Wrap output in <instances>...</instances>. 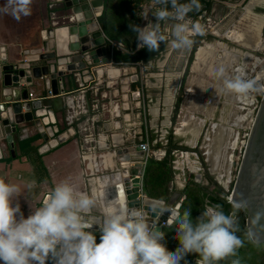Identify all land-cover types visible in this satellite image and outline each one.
I'll use <instances>...</instances> for the list:
<instances>
[{"label":"clouds","instance_id":"9594fccd","mask_svg":"<svg viewBox=\"0 0 264 264\" xmlns=\"http://www.w3.org/2000/svg\"><path fill=\"white\" fill-rule=\"evenodd\" d=\"M31 4L32 0H5L0 13L19 21L31 14ZM151 5L155 10L144 12L141 17L146 26L128 24L135 34L137 50L158 52L163 42L182 54L193 47L195 37L204 35V25L189 16L199 11V0H151ZM150 14L155 17V23L149 19ZM163 24L170 25V38L164 34ZM234 71L228 77L223 67L215 70L213 76L220 85L214 89L217 97L246 101L253 94H264V83L248 78L244 65ZM35 185L36 181L31 180L26 186L31 190ZM19 192L17 185L0 179L2 264H47L50 259L53 264H188L189 254L198 257L196 264H220L237 257L245 239L250 243L260 242L251 227L244 233V239L237 235L240 231L237 215L245 206L239 202L232 203L227 214L221 205L206 204L193 220L190 210L181 215L162 200L142 209L109 199L102 213L93 216L90 214L97 208V201L63 181L52 189L42 206L24 218L20 205L12 206ZM165 213L170 214L171 223L178 225L175 239L179 244L173 252L161 243L164 233L149 223L150 216L162 217ZM94 225L100 232L99 244L89 231ZM231 264L240 262L231 259Z\"/></svg>","mask_w":264,"mask_h":264},{"label":"water","instance_id":"95a60500","mask_svg":"<svg viewBox=\"0 0 264 264\" xmlns=\"http://www.w3.org/2000/svg\"><path fill=\"white\" fill-rule=\"evenodd\" d=\"M105 5L106 0H45L47 24L40 26L33 36L25 40V46L10 56L4 47H0V148L1 145L7 147L11 157L13 136L26 131H33L40 139L39 155L73 135L72 127L62 131L64 125L58 123L56 115L64 120L67 107L73 106L76 98L81 97L88 110L93 90H107L112 86L113 95L119 93L120 98L125 99L130 85L138 82L133 75L129 80H122L124 87H114L128 67L112 61L110 44L99 22ZM59 30L61 33H57ZM113 73L115 75L111 76ZM70 86L75 90L68 91ZM111 94L109 91V96ZM130 97L138 101L137 93L132 92ZM115 118L118 119L114 123L115 130L123 129L122 122L123 127L128 128V114L116 113ZM105 155L112 156L109 171L97 178V187L95 185L97 193L98 185H102V195H99L101 206L106 200L115 199L129 207L143 209L156 201L146 198L139 189L143 154L135 139H123L116 144L110 139L101 156ZM101 162L104 166V159ZM182 199L178 193H172L163 202L178 211ZM227 202L245 205L242 208L245 212L244 228L246 231L253 228L260 237V242L253 244L264 243V94H261L249 127ZM169 215L150 216L149 223L161 231V221L165 227L172 224L166 217ZM89 231L99 244L98 226L94 225ZM47 264H53L51 259Z\"/></svg>","mask_w":264,"mask_h":264},{"label":"rangeland","instance_id":"374dc122","mask_svg":"<svg viewBox=\"0 0 264 264\" xmlns=\"http://www.w3.org/2000/svg\"><path fill=\"white\" fill-rule=\"evenodd\" d=\"M149 3L150 2L146 0H142V2L137 6L135 10L136 15L139 17V23H138L139 26L140 25L143 26V24L145 23V20H143L141 17L144 12H147L146 9ZM243 4H244V0L212 1L209 13L207 15L201 14L199 17H197L196 20H194L204 25L205 33L203 36H209L210 39L200 40L196 45L194 51H192L191 48L190 50L182 54L177 53L175 50L171 48V46L167 50V46L170 45L168 44L165 47L164 53L153 64H149V63L145 65L138 64L137 69H135V71L132 68L130 69L129 67L126 68V70L123 72V74L120 75L119 79L117 80V85L114 86L115 88L120 89V87L125 86L122 83V80L124 78L129 80L131 76L136 75L138 82L136 84L130 85L129 92L126 93V98L125 99L120 98V94L118 93V95L112 97L110 101L113 100L116 101L117 105H119L122 109V114H128L130 120L132 119L131 123L135 122V126L137 127L140 124V128L143 126V116L142 113L140 112L141 111L140 108L143 104L144 121L147 128L146 129L147 137L149 135L150 130H152V134H153V140L151 143H149L150 151L152 150L151 147L154 145L155 142L160 143L162 145L165 144L164 138L169 131H171L173 142H175L179 147H187L184 143L186 141H189L190 139V136L188 134L183 135L182 138L174 135L175 132L174 129L175 127H177L179 122L180 105L187 100L190 102L194 101L192 96H189V93L186 94L184 89L186 88L190 80H197V82L194 81L189 86H187L188 91L195 92V89L197 87L199 91L207 89L206 92H202L201 94L198 93L196 94L199 96V98H197L195 102L197 103L199 102V100H201L202 102L209 104L208 99L213 100L208 110L205 109L201 113H195L193 112V110L191 112V117L193 119L202 122L201 127L199 129V135L196 138L193 147L191 148L187 147L188 149H191V151L194 152H188V151L171 152V156L173 159L171 162V169L174 174L172 175V180L174 178L176 182H180L179 180H182L183 178H188V175H191L192 181L199 183L201 185H205V186L208 185V183L204 180V174L205 173L207 175L209 174L207 172L208 170L207 165L205 164V162H202L205 161L203 145H205L207 141L208 144L205 147L213 144V142L214 143L216 142L218 136H216V139L212 141H210L209 139H211L212 137V131H214L213 127H217L218 130L216 134L217 135L220 134L221 137L220 143H221V153H222V158L220 161V165H221L220 173L222 177L219 180L220 183L215 180V177L211 175L209 176L211 177V182L219 186L223 190V192H229L231 189L235 177V173L238 168V164L245 145L248 130L253 120V116L257 109L259 100L261 98V94L259 95L253 94V96L248 100V102H250L248 104L243 101H237L235 97H225V96L217 97L214 89L219 87L220 85L213 78L214 77L213 75H209V73H207L206 69L208 67V72L211 71L212 74H214L215 70H217L222 66L225 69V75L231 77L235 74L234 70L237 67L244 65L246 67L248 78H250L252 75L253 78L258 79L260 83H264V74H261L264 65L261 67L258 76L256 73L257 71L251 73V69L253 65L256 64L257 62L259 63L260 62L259 59H264V49L261 51L260 54H257V52L254 53L251 52L252 50L249 51L245 48H242L239 44L233 42L232 40H229L231 41L229 42L222 36L219 35H217L219 37L215 36L216 30L222 28L229 21L231 17H234V14L235 13L237 14V12L240 10L239 8H242L244 6ZM37 6L38 5L36 4V7ZM36 7H35V11H36ZM44 10L45 9L43 5V0H41V3L39 4L40 26H43L46 22V12ZM36 17L37 16L35 15L34 17L35 22L37 20ZM236 19H238L239 23L237 24L233 23L228 28H231L234 26V24H236V28L240 32H244V31L246 32L249 30L251 25L250 23H244V22L241 23L237 16ZM31 22H32V17L30 15L29 21L27 20L26 23V28H28V23L30 24ZM163 31L164 34L166 36H169L170 38V31H171L170 25L167 24V26H164ZM263 39L264 37H262V40ZM199 49H203L202 50L203 60L205 62L203 61L197 63V61H195L194 58V64L192 65V72L199 74L198 76H196V75H192L190 71V66L193 61L194 52L196 51L197 53ZM260 50H256V51H260ZM251 55L252 56L258 55L259 59L256 60ZM152 75L155 77H153ZM139 83H141L143 89L142 94L140 92L135 91V86H138ZM167 85H170L168 86L170 87V89L167 91V94H169V96L166 94V98H167L166 100L168 102V99L172 98V102L169 107L168 124L163 125L162 122L165 120L164 112L166 110V106L161 105V99L163 97L164 90ZM102 90L105 89L103 88ZM212 90L214 93V97L209 96ZM132 92L138 94V101H133L131 99L130 94ZM170 94H172L171 98H170ZM97 97H99V95H97ZM177 97L180 98V102L177 111L173 115V106L175 99ZM104 101L107 102L106 98ZM155 102H158V106L155 107L158 110L157 111L158 116L156 118L155 123H153V128H152V126L149 123L150 118L148 116V110L150 109V107L154 105ZM199 105L196 106V109L201 110V107L204 105L201 104ZM190 107L191 104L188 102H185L183 104L182 108H185L186 110L185 109L184 111L182 110V113L184 115L182 117V122L184 119H188L189 121L190 116L188 115L187 111L188 109H190ZM107 117L108 114L106 113L105 117L102 118L101 121L107 120ZM230 125H233L234 127H231ZM226 128H227L228 136L225 133ZM78 136H80V134ZM225 139H226V144H225V148L223 149ZM152 151L156 152L155 149H153ZM189 154H191V156H189ZM184 158L185 161H188L189 159V162H193V161L197 162L196 167L200 171H198L197 174L188 172L186 164L184 162ZM175 162H177L178 168L175 166L174 164ZM202 163H204L205 166H203ZM224 163L226 165L228 164V168H226V166L224 167ZM222 168L226 170V175L224 174ZM196 176H200V177L196 178ZM222 185H225V187ZM209 187H212V185L209 184ZM241 212L244 217L245 216L244 210L242 209Z\"/></svg>","mask_w":264,"mask_h":264},{"label":"crops","instance_id":"0c3cea01","mask_svg":"<svg viewBox=\"0 0 264 264\" xmlns=\"http://www.w3.org/2000/svg\"><path fill=\"white\" fill-rule=\"evenodd\" d=\"M110 2L113 6L115 0H110ZM246 2L247 1L245 0L243 5H245ZM256 2L253 3L252 5H249L250 6L249 10H251L252 7L255 6ZM4 3H5V0H0V7H2ZM40 3H41V0H32L31 14H30L32 17V22L30 24L28 23V28H26V23H27V20L29 21L30 15H28L27 17H22L19 21H17L13 19L11 15L0 13V47H4L5 52L8 56L12 55L17 50L22 49L25 46V40L33 36V34L36 33L40 29V23H39L40 22L39 20V4ZM36 4L38 5L37 7H36ZM43 5L45 9V0H43ZM35 7H36V11H35ZM103 9H104V6H103ZM35 15L37 16L36 22L34 18ZM107 18L108 17L105 18L106 29L110 28V23ZM149 19L153 23L156 22L155 17L151 16V14L149 15ZM237 23H239L238 19H237ZM146 24L147 22L145 21L143 26L141 25L140 26L144 27L146 26ZM164 26H167V24H163L162 28ZM100 28H101V31L104 37L109 42L115 44L114 48L111 49V52H114V53L128 52V50L124 48L122 43H117V42L112 41L105 34L103 28L102 27ZM129 47L133 48V50H137L136 40H134L129 45ZM194 58H195V55H194ZM194 58L190 66V71L192 75L198 76L199 75L198 73L196 74L192 72V65L194 64ZM127 67H133V65L127 66ZM194 81L197 82V80H190L187 86H189ZM198 81H201V80H198ZM168 86L170 85L166 86L163 97L161 99V105L166 106V110L164 112L165 120L162 122L163 125L168 124L169 107L172 102V98H171L172 94H170L171 99H168V102L166 100L167 91L170 89V87ZM187 86L184 90L186 94L189 93V96H192L194 100L192 102L188 100L185 101L191 104L190 109H188L187 111L188 115L190 116L189 125L187 127L182 128V117L184 116L182 113V110L184 111V108L182 107H183V104L185 103L183 102L179 108V122H178L177 127H175L174 129L175 131L174 135L182 138L183 135L188 134L190 136V139L189 141H186L184 144L188 148H191L193 147V144L199 135V129L202 124V122L198 120L196 121L195 119L191 117V112L193 110V112L195 113H201L205 109L208 110L213 100L208 99L209 104L204 103L201 100H199V102L196 103L195 101L197 100V98H199V96L196 94L197 93L201 94L202 92H206V91H199L197 87L195 89V92H190L188 91ZM68 89H69L68 91L75 90L73 86L68 87ZM109 91H111L112 93L111 96H109ZM96 93H95L96 95H99L97 99L100 105L99 106L100 109H98L96 112L89 111L87 113L88 110L85 108L82 98L79 97L74 100L72 104L73 106L67 107L64 113V120H60L61 116L59 114L56 115L58 123L61 125H64L62 131H65L67 128L72 127L73 135H69L65 141L58 144L53 149H50L47 152L39 155L35 148L40 145V139L36 138L35 140L28 143L30 139L27 140L25 138V133H21L15 137L13 136V148H12L13 157H11L7 147H5L4 145H1V148H0V155H1L0 179H3L5 183L17 185L19 187L20 189V192L18 194L19 196L14 197L12 206L15 207V205L18 203L20 205V209H21V212L23 213L24 218H27L31 214V211H35L37 208L42 206L43 198L46 195L50 194L52 189L57 184L63 181H67L68 183L72 184L77 189L78 192L88 194L97 201V208L94 209L93 213H91L90 215L99 216V214L102 213L100 212V208L104 206V204L101 206V203H100L101 196H99V195H102L101 194L102 185L101 184L98 185V187L100 188L98 193L96 192L95 185H96V179L99 178L100 176L105 175L107 171H109L108 170L109 160H110L109 158L111 157L110 155H105L104 157L101 155L103 154L105 150H107L110 139L115 144L121 142V140L123 139H131L133 138L132 131H134V133H137L138 127L135 126V122L131 123V120H132L131 119L129 120V123H127L128 124V128H126L127 130L125 129V127H123L124 126L123 122L121 125V128L123 129L115 130L114 123L117 120V118H115V115L116 113H118L119 115H123V114H122L121 107L117 105L116 101L114 100L110 101L112 97H115L113 95L114 93L113 88L109 86L107 90L96 91ZM32 94L34 95L35 92H32ZM91 95L92 94H90L89 96L90 100L92 99ZM167 95L169 96V94ZM209 96L214 97L213 90L211 91V94H209ZM105 98L107 102L104 101ZM199 104L204 105L205 107L202 106L201 110L196 109V106H198ZM156 106H158V102H155L154 105L150 107V109L148 110V116L150 118L149 123L152 126V128H153V123H155L156 118L158 116L157 115L158 110L155 108ZM83 110H86V113H84ZM106 113L108 114L107 120L101 121V119L105 117ZM130 124H133L135 127L132 128V125ZM230 126L234 127L233 125H230ZM213 128H214V131H212V137L211 139H209L210 141L216 139V136H217L216 133L218 129L217 127H213ZM150 133L152 134V130H150ZM225 133L228 136L227 128L225 129ZM79 134L80 136H78ZM227 136H226V139H227ZM134 139L137 144L138 142L137 136H135ZM226 139L223 145V149L225 148ZM207 144H208V141L205 145H203L204 157H205L204 162L206 163L207 168H208L207 172L209 175L215 177V180L220 183L219 181L220 179L218 178V176H221L220 169L217 172V175L213 173V170L211 168V165L207 157V151L210 145L205 147ZM152 150L150 151V158L153 159L154 161L161 160L164 155V151L162 150V147L156 148L155 149L156 152ZM189 156H191V154H189ZM102 158L104 159V164H105L104 166H102V162H101V160H103ZM31 161L35 163L33 168L30 165ZM184 162L186 164L188 172L197 174V172L200 171L196 167L197 162L195 161L189 162V159L188 161H185V158H184ZM174 164L177 167V162H175ZM225 166L226 168H228V164L226 165L224 163V167ZM222 170L224 171V174L226 175V170L224 168H222ZM31 180H35L36 185L33 189L29 190L26 185H27V182ZM173 180L170 181V183L168 184L169 190H172L173 193H178L179 198L181 199L183 197L181 191L186 183V180H188V178H183L182 180H179L180 182H176L175 180L174 181ZM141 185H142V179H141ZM222 186L225 187V185H222ZM173 249L175 250V247L173 246H170L169 248H167L169 252H173L174 251ZM196 260L197 259H193L192 263L196 264ZM0 264H2V262H0Z\"/></svg>","mask_w":264,"mask_h":264},{"label":"trees","instance_id":"16d2710c","mask_svg":"<svg viewBox=\"0 0 264 264\" xmlns=\"http://www.w3.org/2000/svg\"><path fill=\"white\" fill-rule=\"evenodd\" d=\"M150 2L151 0H146ZM213 0H199L201 7L199 11H193L189 13V16L192 20H196L201 14H208ZM224 1V0H217ZM142 2V0H115L114 5L112 6L110 0H106V5L103 9V14L100 17V27L103 28L105 34L114 42L122 43L124 48L128 52L124 53H114L112 54V59L115 63H120L122 65L132 66L134 64L145 65L147 63L153 64L158 60L165 51L166 45L161 42L160 49L158 52H149L147 49L133 50L129 45L135 40V34L132 33L128 24L135 23L138 25L139 17L136 15V8ZM181 2H186V0H181ZM108 5V6H107ZM108 17L110 23V28L105 27V18ZM195 43L192 47V51L195 50L196 45L202 39L208 40L209 36H197L194 38ZM190 61V59H189ZM180 98L177 97L173 106V115L177 111ZM38 138V136H33L28 143ZM165 144L160 145V143H154L151 147L156 149L162 147L164 155L161 160L154 161L149 158L146 161L145 167L143 169L142 175V193L145 197L154 200L167 201L170 195L173 193L172 190H169L168 184L172 180L173 171L171 169L172 156L171 152L173 151H191L187 147H179L175 142L172 141L173 137L171 131L165 136ZM153 140V134L148 135V143H151ZM202 160V159H200ZM204 162V161H202ZM203 166L204 163H202ZM206 164V163H205ZM31 167L33 168L35 163L31 161ZM191 175H188V181H186L181 193L183 199L180 203L178 212L183 214L185 210H190L191 218L195 220L204 210L206 204L211 205H221L223 211L227 214L231 211V205L227 202V197L229 192H223V190L211 182V177L204 174V180L208 185H201L192 181ZM209 184L212 187H209ZM244 218L241 210L238 212L237 220L240 231L237 235L241 236L244 239ZM177 224H171L169 227H164L161 229V232L164 233V239L162 244L167 248L170 246L178 247V240L175 239L177 234ZM174 250V249H173ZM175 251V250H174ZM192 258V259H191ZM188 264H193V259H198L195 254H189L186 257ZM231 259H238L240 264H264V243L253 244L248 242L245 239L244 246L238 250L237 257L230 258L226 261H221L220 264H231ZM183 264V262H181Z\"/></svg>","mask_w":264,"mask_h":264},{"label":"bare ground","instance_id":"6f19581e","mask_svg":"<svg viewBox=\"0 0 264 264\" xmlns=\"http://www.w3.org/2000/svg\"><path fill=\"white\" fill-rule=\"evenodd\" d=\"M263 1L264 0H259L260 4H264ZM255 2H256V0H248L246 2V4L244 5L245 7L243 6L242 8H239L240 10L237 12V14L235 13L234 17H231L229 19V21L222 28L216 30V32H215L216 35L215 36L216 37L222 36L226 40H232L233 42L240 44L242 47L247 48V49L252 50V51L260 50L261 47H262V43H261V40H260L261 39L260 38V28H261L263 17L262 16L260 18L259 17H253L251 15V10L252 9L250 8L251 10H249V7H250L249 5H252ZM236 16L239 18V21L241 23L244 22V23H250L251 24L248 31L240 32V31L237 30V28H236V24H237ZM233 23H236V24H234L233 27L228 28ZM57 33H61V31L59 30V31H57ZM217 35H219V36H217ZM168 49H169V46H167V50ZM208 49H210V48H208ZM202 50L203 49H199L198 52L195 55V60L197 61V63L204 61L203 60V51ZM206 70H207V73H209V75H213L211 71L208 72V67H207ZM261 74H264V68L262 69ZM113 75H115V74L113 73L111 76H113ZM243 102H245L247 104L250 103V102H248V100L243 101ZM130 125H132V124H130ZM188 125H189L188 119H184L183 122H182V128L187 127ZM217 136L218 137H217L216 142L215 143L213 142V144L210 145V147H209V149L207 151L208 161H209V163L211 165L213 173H215L216 175H217V172L219 171V169H221L220 161H221V157H222L221 143H220V138L221 137H220V134L217 135ZM110 157H112V156L110 155ZM109 159H111V158H109ZM228 160H229V158H228ZM218 178L220 179L221 176H218Z\"/></svg>","mask_w":264,"mask_h":264},{"label":"built area","instance_id":"2783aa9c","mask_svg":"<svg viewBox=\"0 0 264 264\" xmlns=\"http://www.w3.org/2000/svg\"><path fill=\"white\" fill-rule=\"evenodd\" d=\"M147 12H149L150 10H155V8L152 7L151 5V1L150 3L148 4L147 6ZM110 44V48L113 49L115 44L109 42ZM262 50H263V47H262ZM254 59H259V57H255ZM137 66L138 64H134L133 65V69H137ZM135 91L136 92H140L142 94V86H141V83H139L138 86H135ZM93 93H91V97L92 99L90 100L89 102V107H88V111L87 113L90 111V112H96L98 109H99V103H98V99H97V93H96V90H93L92 91ZM96 93V94H95ZM28 97H30V94H28ZM141 113H142V116H143V126L140 128V124L138 125V132L137 133H134L133 132V139L135 138V136H137V146L139 147L140 151L142 152V159L140 161V165H141V171L139 173V178H140V181L142 179V175H143V169L145 167V164H146V161L150 158V149H149V143H148V137H147V131H146V125H145V121H144V108H143V104L141 106ZM84 113H86V110H83ZM139 116V114H138ZM132 128H134V125L132 124ZM139 189H141V183H140V186H139ZM168 217V216H166ZM156 219L153 220V222L155 221ZM165 227V223L163 221L160 222L159 224V228L162 229Z\"/></svg>","mask_w":264,"mask_h":264},{"label":"flooded vegetation","instance_id":"af4514ba","mask_svg":"<svg viewBox=\"0 0 264 264\" xmlns=\"http://www.w3.org/2000/svg\"><path fill=\"white\" fill-rule=\"evenodd\" d=\"M256 1H258V2H256V4H255V6L254 7H252V10H251V15L253 16V17H263V19H262V26H261V29H260V38H261V41H262V47H263V49H264V39L262 40V37H264V4H260V2H259V0H256ZM46 23V22H45ZM47 24V23H46ZM227 41H229V40H227ZM229 42H231V41H229ZM237 45V44H236ZM239 46V45H238ZM242 47V46H241ZM242 48H244V47H242ZM198 49V48H197ZM245 49H247V48H245ZM247 50H249V49H247ZM249 51H251V50H249ZM260 51H262V49L260 50ZM196 52V51H195ZM195 52H194V55H195ZM251 52H257V51H251ZM257 54H260V53H257ZM194 55H193V58H194ZM252 56V55H251ZM255 56V55H254ZM254 56H252L253 58H255V57H258V55H256L255 57ZM260 60V62L259 63H256V64H254L253 65V67H252V69H251V73H254V72H256L257 73V76H258V73L260 72V70H261V67L264 65V59H259ZM250 78H253V76L251 75V77ZM33 136H35L34 134H33V131H31V132H29V131H26L25 132V138L28 140V139H31ZM37 148L38 147H36L35 149L37 150Z\"/></svg>","mask_w":264,"mask_h":264}]
</instances>
